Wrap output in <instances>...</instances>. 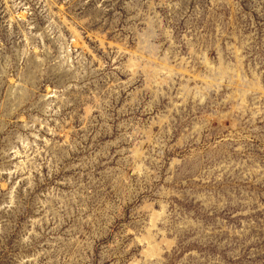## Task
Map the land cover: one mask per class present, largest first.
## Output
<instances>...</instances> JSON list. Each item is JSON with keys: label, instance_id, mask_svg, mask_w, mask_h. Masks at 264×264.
Instances as JSON below:
<instances>
[{"label": "rangeland", "instance_id": "obj_1", "mask_svg": "<svg viewBox=\"0 0 264 264\" xmlns=\"http://www.w3.org/2000/svg\"><path fill=\"white\" fill-rule=\"evenodd\" d=\"M0 264H264V0H0Z\"/></svg>", "mask_w": 264, "mask_h": 264}]
</instances>
